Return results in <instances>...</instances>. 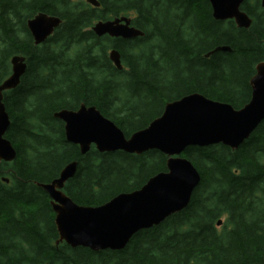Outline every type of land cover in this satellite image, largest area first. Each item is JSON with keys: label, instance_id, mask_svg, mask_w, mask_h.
I'll use <instances>...</instances> for the list:
<instances>
[{"label": "trees", "instance_id": "1", "mask_svg": "<svg viewBox=\"0 0 264 264\" xmlns=\"http://www.w3.org/2000/svg\"><path fill=\"white\" fill-rule=\"evenodd\" d=\"M96 1L98 8L85 0H0V85L12 57L26 64L17 87L3 92L6 138L16 156L0 161V264H264V120L236 150L186 148L181 156L200 177L189 204L134 234L123 250L56 244L55 215L37 184L75 161L63 192L78 206L97 208L166 172L168 157L155 150L100 154L93 146L82 156L55 113L95 107L129 138L166 103L192 93L240 109L250 100L256 64L264 62L260 0L241 5L252 20L246 30L212 19L207 0ZM38 13L61 24L35 46L25 26ZM118 17L131 18L144 35L124 41L91 31L93 23ZM217 47L229 51L206 57ZM112 49L121 70L108 60Z\"/></svg>", "mask_w": 264, "mask_h": 264}, {"label": "water", "instance_id": "2", "mask_svg": "<svg viewBox=\"0 0 264 264\" xmlns=\"http://www.w3.org/2000/svg\"><path fill=\"white\" fill-rule=\"evenodd\" d=\"M85 1L95 8L99 7L96 0ZM207 1L212 19L233 20L238 29L250 27L251 20L240 10L244 0ZM260 6L264 10V0H260ZM60 24L59 18L38 13L28 20L25 27L34 45L38 46L53 35ZM91 31L97 37L105 35L124 41L144 35L132 27L131 20L126 17L98 21ZM218 51L229 50L217 48L206 57ZM108 58L115 69H122L117 50H110ZM24 63V57H12L11 74L0 85V161L4 163L12 162L16 152L6 138L10 120L3 92L17 87L26 71ZM249 85L250 100L240 109L192 93L166 103L159 117L129 138L95 107L81 104L77 110L55 113L54 118L64 125L66 141L77 146L82 156L93 146L100 154L120 151L141 155L155 150L168 157L166 172L153 176L139 190L119 194L97 208L78 206L63 192L64 184L76 173L75 161L64 166L58 177L47 185L37 184L50 199L59 237L56 243L64 242L70 248H87L92 252L120 251L139 230L157 226L184 210L200 180L194 165L181 156L186 148L220 144L236 150L264 120V62L256 64Z\"/></svg>", "mask_w": 264, "mask_h": 264}, {"label": "rangeland", "instance_id": "3", "mask_svg": "<svg viewBox=\"0 0 264 264\" xmlns=\"http://www.w3.org/2000/svg\"><path fill=\"white\" fill-rule=\"evenodd\" d=\"M35 46H37V45H35ZM39 46V45H38ZM217 48H222V47H217ZM217 48H215L214 50H216ZM218 52H221V51H218ZM10 63H11V60H10ZM255 74V73H254ZM5 81V80H4ZM8 178V177H7ZM6 177L5 178H2L1 179V181L3 182V183H6V184H8L9 183V179H7ZM6 180V181H5ZM222 221V220H221ZM219 223V222H218ZM218 223H217V226H219L218 225Z\"/></svg>", "mask_w": 264, "mask_h": 264}, {"label": "flooded vegetation", "instance_id": "4", "mask_svg": "<svg viewBox=\"0 0 264 264\" xmlns=\"http://www.w3.org/2000/svg\"><path fill=\"white\" fill-rule=\"evenodd\" d=\"M261 7V6H260ZM240 10H241V7H240ZM242 11V10H241ZM243 12V11H242ZM250 18V17H249ZM250 20H251V18H250ZM232 21V20H231ZM251 22H252V20H251ZM246 30V29H245Z\"/></svg>", "mask_w": 264, "mask_h": 264}]
</instances>
